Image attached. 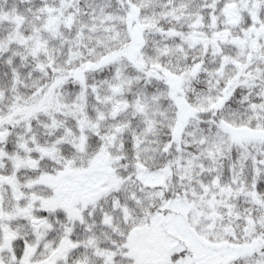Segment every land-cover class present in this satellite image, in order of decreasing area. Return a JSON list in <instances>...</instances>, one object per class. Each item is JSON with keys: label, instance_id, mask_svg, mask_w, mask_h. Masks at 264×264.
I'll list each match as a JSON object with an SVG mask.
<instances>
[{"label": "snow or ice", "instance_id": "obj_1", "mask_svg": "<svg viewBox=\"0 0 264 264\" xmlns=\"http://www.w3.org/2000/svg\"><path fill=\"white\" fill-rule=\"evenodd\" d=\"M0 264H264V0H0Z\"/></svg>", "mask_w": 264, "mask_h": 264}]
</instances>
